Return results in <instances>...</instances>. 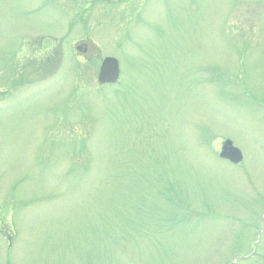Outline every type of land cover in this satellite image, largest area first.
Masks as SVG:
<instances>
[{"label": "rangeland", "instance_id": "374dc122", "mask_svg": "<svg viewBox=\"0 0 264 264\" xmlns=\"http://www.w3.org/2000/svg\"><path fill=\"white\" fill-rule=\"evenodd\" d=\"M0 264H264V0H0Z\"/></svg>", "mask_w": 264, "mask_h": 264}, {"label": "water", "instance_id": "95a60500", "mask_svg": "<svg viewBox=\"0 0 264 264\" xmlns=\"http://www.w3.org/2000/svg\"><path fill=\"white\" fill-rule=\"evenodd\" d=\"M120 75L119 65L116 60L106 59L99 74V83L102 85L116 83ZM221 158L234 164L242 161L241 152L236 149L231 142H226L223 146Z\"/></svg>", "mask_w": 264, "mask_h": 264}]
</instances>
